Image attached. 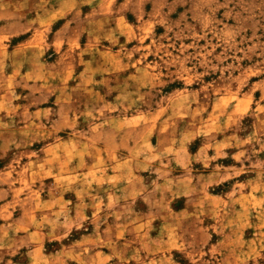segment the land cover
Here are the masks:
<instances>
[{
    "label": "clouds",
    "instance_id": "1",
    "mask_svg": "<svg viewBox=\"0 0 264 264\" xmlns=\"http://www.w3.org/2000/svg\"><path fill=\"white\" fill-rule=\"evenodd\" d=\"M0 264H264V0H0Z\"/></svg>",
    "mask_w": 264,
    "mask_h": 264
},
{
    "label": "rangeland",
    "instance_id": "2",
    "mask_svg": "<svg viewBox=\"0 0 264 264\" xmlns=\"http://www.w3.org/2000/svg\"><path fill=\"white\" fill-rule=\"evenodd\" d=\"M10 2H11L12 4H15V3H16V0H10ZM146 7L150 8L151 5H148V6H146Z\"/></svg>",
    "mask_w": 264,
    "mask_h": 264
}]
</instances>
